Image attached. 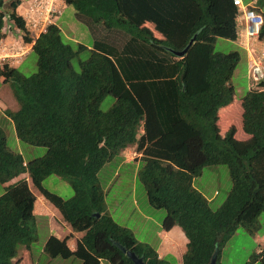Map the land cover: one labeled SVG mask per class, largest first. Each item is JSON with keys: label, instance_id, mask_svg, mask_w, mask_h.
<instances>
[{"label": "trees", "instance_id": "1", "mask_svg": "<svg viewBox=\"0 0 264 264\" xmlns=\"http://www.w3.org/2000/svg\"><path fill=\"white\" fill-rule=\"evenodd\" d=\"M65 2L94 31L100 25L126 38L121 46L109 35L84 44L67 39L51 24L32 45L36 72L24 75L7 64L0 68L18 104L17 110H6L17 138L46 148L43 156L25 162L20 152L9 149L0 129V183L5 184L0 194V264H13L20 247L25 249L15 264H29L33 258V189L72 232L83 233L73 249L68 244L72 233L49 235L43 250L52 258L134 264L125 248L146 264H169L105 212L98 173L132 145L140 153L137 176L149 204L165 210L161 228L177 225L188 240L182 264H209L215 250L218 261L237 228L255 233L264 213V80L238 98L231 79L241 55L214 48L218 37L236 40L237 6L233 0ZM20 3L0 0V41L5 18L30 41L16 12ZM256 5L263 9L264 0ZM193 36L185 55L178 57L174 51L185 48ZM259 40L264 42V22ZM82 54L86 58L80 59ZM108 94L115 100L103 111L100 104ZM213 165H226L231 178L226 199L216 209L193 186V178ZM23 173L28 180L8 184ZM52 174L70 184L71 197L43 186ZM247 264H264V247Z\"/></svg>", "mask_w": 264, "mask_h": 264}, {"label": "rangeland", "instance_id": "2", "mask_svg": "<svg viewBox=\"0 0 264 264\" xmlns=\"http://www.w3.org/2000/svg\"><path fill=\"white\" fill-rule=\"evenodd\" d=\"M26 1L21 0V3L23 2L21 6H24ZM21 6L20 10L23 13V7ZM62 13L59 23L66 38L74 42L79 40V42L84 44L91 43L93 32L82 27H86V23L76 17L74 8L67 5L62 9ZM96 28L97 30L95 31L93 28L91 29L99 33L100 36L108 34L118 46H121L126 38L121 33L106 32L100 25L96 26ZM90 33L92 36H89ZM22 35L23 33L20 32L13 21L6 18L5 40L0 43V53H4L8 49L18 50L20 53L29 50L24 46L23 49L18 47L23 42ZM214 48L215 51L221 53H228L230 51H238L240 53L241 59L237 64V71H235L231 79L237 90V97L240 98L249 90V77L246 68L247 59L245 60L244 50L234 41L220 37L215 42ZM24 55L20 54L18 56L21 57H15L9 53L5 59L2 58L6 56L5 54L4 56L0 55L1 64L7 63L9 66H16L22 74L30 75L37 70V54L30 49ZM84 58H86V54H82L80 57V59ZM20 60L21 63L19 64ZM74 65L76 69H79L77 60H74ZM2 79V76H0V129L5 134L9 149L14 152H20L25 162L43 156L46 153L45 147L29 145L19 141L17 138L14 125L7 117L5 110H16L18 105L13 97L10 84L6 83L2 85ZM114 100L111 94L106 95L100 104V109L103 111L108 110L114 103ZM133 150L135 151L134 146ZM131 158V156L116 157L106 163L98 173V178L104 191L105 212L118 224L129 228L138 241L145 242L153 248L159 247V253L169 264H182V257L186 251V246H184L185 249L182 251V254L164 252L165 249H168L166 244L173 242L170 237L167 238V242H164L163 236L159 234L162 229L161 224L165 216V210L155 208L149 204L145 188L137 176L140 162L135 164V162L128 161ZM43 186L63 198H69L73 195L70 184L56 174L46 177L43 181ZM193 186L210 201V206L213 209L218 208L226 199L231 188L228 167L226 165L204 167L201 174L193 178ZM3 189L4 186L0 183V194L3 192ZM37 195L40 196L39 193ZM46 202L49 206L51 205L48 201ZM46 202L44 201L45 204H47ZM35 206L37 239L31 244L33 258L29 264H81V261L75 257L67 259L61 257L52 258L43 250V245L49 235L55 234L56 236L64 237L69 234L70 231L68 230L70 226L60 217V213L58 214L52 207L44 206L41 203V199H38ZM258 225L259 229L253 234L246 232L244 227L239 226L235 234L221 248L217 264H247L251 254L264 246V239L262 237L260 239V236L264 235V213L259 216ZM79 234L83 235V233ZM82 235H73L68 241L69 244L74 246V240L78 238L77 236ZM163 242L165 246L162 248ZM24 249L20 247L18 255L13 259V264L21 259ZM175 249L176 251H181L182 247L176 246ZM101 264L110 263L102 260Z\"/></svg>", "mask_w": 264, "mask_h": 264}, {"label": "built area", "instance_id": "3", "mask_svg": "<svg viewBox=\"0 0 264 264\" xmlns=\"http://www.w3.org/2000/svg\"><path fill=\"white\" fill-rule=\"evenodd\" d=\"M58 2H62V0H28L24 18L30 29L36 33L45 31L46 27L53 23L61 13V6ZM233 2L242 9V15L238 18V38L243 45L248 46L250 40H257L264 16L253 7L241 6L240 0H233ZM4 54L7 55L5 52L0 53L3 56ZM249 60L251 80L257 82L264 78V58L254 56L249 52Z\"/></svg>", "mask_w": 264, "mask_h": 264}, {"label": "clouds", "instance_id": "4", "mask_svg": "<svg viewBox=\"0 0 264 264\" xmlns=\"http://www.w3.org/2000/svg\"><path fill=\"white\" fill-rule=\"evenodd\" d=\"M21 1V0H20ZM27 2H28V0L26 1V3H25V5L24 6H21L22 4H23V2L22 3H20V5L18 6V8H17V10H16V12L17 13H19V15L24 19V22H25V27H26V33L28 34V36H29V38H30V41H25V39H24V35H25V32L23 31V30H20L17 26V28L20 30V32H22L23 33V35H22V39H23V42H22V44H19L18 45V47L20 48V49H23V46L24 47H26V49L28 48L29 50L30 49H32V45L34 44V41L36 40V38L39 36V34H41V33H43V32H45L46 31V29H47V27L49 26V25H51V24H56V25H58L60 28H61V26H60V23H59V20H60V16L63 14L62 13V9L64 8V6H66V2H65V0H62V2H58L59 4H60V6H61V13H60V15L58 16V18L53 22V23H51V24H49L47 27H46V29H45V31H42V32H34L33 30H31L30 29V26L27 24V21H26V19L24 18V15H25V13H26V11H27ZM240 3H241V6H243V7H253L254 9L256 8V7H254L253 5H244V3H243V1L242 0H240ZM235 4V3H234ZM236 6H237V8H238V10H239V13H237V15H236V23H237V28H236V35H237V38H236V40H234V41H236L237 43H239V45H240V47L246 52V56H247V74H248V77H249V83H248V89H252V88H257V87H259V84H260V82L261 81H263L264 80V78H262L261 80H259V81H257V82H253L252 80H251V77H250V74H249V65H250V60H249V52L250 53H252L254 56H262L263 58H264V42H261L260 40H259V35H258V38H257V40L256 41H251L250 40V42H249V44H248V46H246V45H243V43L241 42V40H239V38H238V28H239V26H238V18H239V16H241L242 15V9L240 8V6L239 5H237V4H235ZM20 6L21 7H23V10H22V12L23 13H21V10H20ZM73 7V6H72ZM20 10V11H19ZM262 14H263V16H264V13L262 12ZM5 21H6V18H5ZM264 22V21H263ZM14 23V22H13ZM15 24V23H14ZM86 25V27L85 26H82L84 29L85 28H87L88 29V31H92L91 30V28H92V26L93 25H91V27L88 25V24H85ZM263 25V24H262ZM261 25V26H262ZM62 29V28H61ZM261 29V28H260ZM3 31H4V33H5V25H4V28H3ZM106 32H109V31H106ZM260 33V32H259ZM92 36V34L90 33L89 34V36ZM106 35H108V34H106ZM105 35V36H106ZM5 37V36H4ZM92 38L94 39V38H101L100 37V35H99V37H98V35L96 34V35H93L92 36ZM219 38V37H218ZM217 39V38H216ZM3 40H5L4 38L0 41V43L3 41ZM195 40V39H194ZM77 41H79V40H77ZM91 44V43H90ZM13 49H8V50H6L5 51V53L8 55L9 53H11V54H13V56H15V57H21V56H18V55H20V54H25L26 55V53L29 51V50H25L23 53H20V51H12ZM7 55L4 57V59L5 58H7ZM24 55V56H25ZM185 55V54H184ZM183 55V56H184ZM23 56V57H24ZM183 56H178V57H183ZM22 57V58H23ZM264 61V60H263ZM2 62H0V68H2V66L4 65V64H1ZM5 64H7V63H5ZM8 65V64H7ZM9 66V65H8ZM11 67H14V68H17L16 66H11ZM18 69V68H17ZM1 76V75H0ZM3 78V77H2ZM6 83H8V82H5L4 81V78L2 79V85L3 84H6ZM9 84V83H8ZM233 84V83H232ZM12 91V90H11ZM13 93V92H12ZM13 97H14V95H13ZM14 99H15V97H14ZM15 101H16V99H15ZM16 103H17V101H16ZM18 105V104H17ZM6 110H8V109H6ZM5 110V111H6ZM17 110V109H16ZM10 111H15V110H10ZM133 146L134 145H132V146H128V147H126L125 149H123L120 153H119V156L118 157H120V156H122V157H126V156H128V155H125V153H124V151L125 150H127V149H131L132 150V158L129 160L130 162H135V164H137L138 162H139V157H140V153H138L137 151H136V149H135V151L133 150ZM135 147V146H134ZM16 178V177H15ZM17 178H19V180L20 179H22V178H25V179H27L28 180V178H27V174H21V175H19ZM14 179V178H13ZM11 181V180H10ZM15 183V182H14ZM8 184H10L9 182H8ZM33 192H34V194L36 195V201H35V205H36V202H37V200L38 199H40V198H43L40 194V196H38L37 195V191L35 190V189H33ZM44 199V198H43ZM45 202H46V200H45ZM49 206V205H48ZM51 206V205H50ZM52 207V209H54L58 214H59V212L53 207V206H51ZM34 213H35V210H34ZM60 215V214H59ZM60 217H61V215H60ZM62 218V217H61ZM175 226V225H174ZM172 228V227H171ZM170 228V229H171ZM71 229V228H70ZM164 230V229H163ZM167 231V230H166ZM72 233V232H71ZM185 235V234H184ZM186 237V236H185ZM188 241V240H187ZM185 246H186V244H185ZM264 247V246H263ZM263 247H260L256 252H259ZM156 249V248H155ZM157 251V250H156ZM158 253V252H157ZM158 257H160L159 256V254H158ZM160 258H162V257H160ZM101 262V261H100ZM216 264H217V258H216Z\"/></svg>", "mask_w": 264, "mask_h": 264}, {"label": "crops", "instance_id": "5", "mask_svg": "<svg viewBox=\"0 0 264 264\" xmlns=\"http://www.w3.org/2000/svg\"><path fill=\"white\" fill-rule=\"evenodd\" d=\"M243 1V3H244V5H253L254 7H256V8H258L261 12H263L264 13V8L263 9H261V8H259L257 5H256V0H242ZM68 4H66V6H67ZM66 6H64V7H66ZM68 6H71V5H68ZM72 7V6H71ZM75 10V9H74ZM219 38H217L216 40H215V42L218 40ZM227 40V39H226ZM230 41H232V40H230ZM239 47H240V45H239V43H237L236 41H234ZM90 44V43H89ZM241 48V47H240ZM13 51V50H12ZM244 56H245V60L247 59V56H246V52L244 51ZM22 59V58H21ZM21 63V60H20V62H19V64ZM246 68H247V63H246ZM236 71H237V69H236ZM124 153H125V155H128V156H131L132 157V150L131 149H127V150H125L124 151ZM129 161V160H128ZM19 180V178H14V179H12L11 181H9V183H14V182H17ZM3 186H5V184L3 185ZM41 199V203L42 204H44V206H46V207H51V206H47V205H49L47 202V204H45L44 203V201H45V199H43V198H40ZM38 201V200H37ZM35 209H36V206H35ZM50 210H51V208H50ZM69 228V227H68ZM68 231H70L69 233H71L72 231H71V229L69 228V230ZM72 234L73 235H82V234H79V232H72ZM159 234L161 235V236H163V238H164V242H167V238L168 237H170L171 239H172V243H170L171 244V247H170V244L169 243H167L166 244V247L168 248V249H165V253H167V252H170L171 254H175V253H177V254H182V251L185 249V244L187 243V238L185 237V235H184V233H183V231H182V229L179 227V226H177V225H175V226H173L171 229H169V230H163V229H161V231L159 232ZM55 235V234H54ZM57 237H60V236H57ZM77 237H80V236H77ZM261 237L264 239V235H262V236H260V239H261ZM257 238H259V236H257ZM256 238V239H257ZM164 242L162 243V245H161V247L163 248L164 246H165V244H164ZM68 244H69V242H68ZM74 245V244H73ZM69 246H70V248H72L73 249V247L74 246H71L70 244H69ZM176 246H179V247H182V250L181 251H176V249H175V247ZM170 247V248H169ZM156 250H157V252H158V254H159V256L160 257H163L160 253H159V247H157L156 248ZM164 253V254H165ZM101 262H102V260H101ZM101 262H100V264H101Z\"/></svg>", "mask_w": 264, "mask_h": 264}, {"label": "water", "instance_id": "6", "mask_svg": "<svg viewBox=\"0 0 264 264\" xmlns=\"http://www.w3.org/2000/svg\"><path fill=\"white\" fill-rule=\"evenodd\" d=\"M194 39H195V36H193L189 40V43L187 44V46L185 48H183L180 51H174V53L177 56H183L186 53V51L188 50L189 46L193 43ZM95 215L98 217L99 213H95ZM122 250L126 252L127 256L129 258H131V260L133 261L134 264H146L143 257L138 256L134 251L126 250L125 248H122ZM216 258H217V250L214 251L209 264H216Z\"/></svg>", "mask_w": 264, "mask_h": 264}]
</instances>
